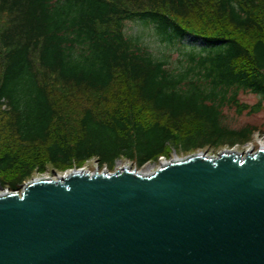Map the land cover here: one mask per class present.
Listing matches in <instances>:
<instances>
[{
  "label": "trees",
  "instance_id": "16d2710c",
  "mask_svg": "<svg viewBox=\"0 0 264 264\" xmlns=\"http://www.w3.org/2000/svg\"><path fill=\"white\" fill-rule=\"evenodd\" d=\"M161 42L202 41L180 66L132 31ZM264 99V0H0V185L20 190L49 167L90 160L114 171L247 144L225 108ZM4 105L6 108H3Z\"/></svg>",
  "mask_w": 264,
  "mask_h": 264
},
{
  "label": "water",
  "instance_id": "95a60500",
  "mask_svg": "<svg viewBox=\"0 0 264 264\" xmlns=\"http://www.w3.org/2000/svg\"><path fill=\"white\" fill-rule=\"evenodd\" d=\"M0 264H264V150L34 179L0 196Z\"/></svg>",
  "mask_w": 264,
  "mask_h": 264
},
{
  "label": "rangeland",
  "instance_id": "374dc122",
  "mask_svg": "<svg viewBox=\"0 0 264 264\" xmlns=\"http://www.w3.org/2000/svg\"><path fill=\"white\" fill-rule=\"evenodd\" d=\"M130 27H132V31L136 34H139L142 37V40L149 46L150 50L157 55L158 58L161 59H167L169 62L174 63L175 66H180L179 61H182V63H185L186 56L185 54L192 50V47H201V42L198 40H193L189 37H185L182 42L175 41L173 43H167V42H161L159 39H157L154 35V30L152 27L149 29L145 25H143L142 22H135L130 23ZM239 99L241 103H245L248 105H256L262 100L263 110L259 112L258 114L248 116L246 112L243 115H238L235 111V109L231 108H225L224 114L226 116V122L233 128H241L246 125H255L261 129V134L264 135V99L260 95H255L252 93H242L239 96ZM264 143V136H259V133H256L252 140L248 142L247 144H235L233 146H226L223 147L221 150L214 151L212 149L202 152H196L191 154H184L176 150L175 148L171 149V155L170 157H161L157 163H149L145 165L141 169H137L138 172L142 173L144 171H150L155 172L162 164L170 163L173 160H178L181 158H185L190 155L194 154H205L210 157L218 158L221 153L224 152H234L235 154L246 156L248 153H256L258 149H260V144ZM125 167L136 169L135 164L132 161L129 160H118L116 163V168L114 171H108L107 168H100L98 165V162L96 160H90L87 162L81 169L77 170H83L88 172H108V173H114L118 170H121ZM72 170H66V171H57L53 169L52 167H49V169L46 171L45 174L35 175V177L31 180H28L24 183V186L21 188L19 193L23 192L25 186L27 183L33 181L34 179L39 178H48V179H59L60 176H65L69 173H71ZM1 186V185H0ZM6 190H0V194H4Z\"/></svg>",
  "mask_w": 264,
  "mask_h": 264
},
{
  "label": "bare ground",
  "instance_id": "6f19581e",
  "mask_svg": "<svg viewBox=\"0 0 264 264\" xmlns=\"http://www.w3.org/2000/svg\"><path fill=\"white\" fill-rule=\"evenodd\" d=\"M260 149H263L264 150V143L263 142L260 144ZM260 149H258V150H260ZM226 153H229V152H226ZM232 153H234V152H232ZM163 165H167V163L166 164H163ZM142 174L143 175H150V174H152V172H150V171H144V172H142ZM65 176H60V177H65ZM0 196H4V194H0Z\"/></svg>",
  "mask_w": 264,
  "mask_h": 264
},
{
  "label": "built area",
  "instance_id": "2783aa9c",
  "mask_svg": "<svg viewBox=\"0 0 264 264\" xmlns=\"http://www.w3.org/2000/svg\"><path fill=\"white\" fill-rule=\"evenodd\" d=\"M6 192H8V191L6 190Z\"/></svg>",
  "mask_w": 264,
  "mask_h": 264
}]
</instances>
